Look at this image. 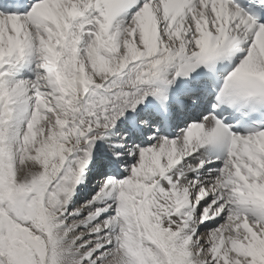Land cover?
<instances>
[{
  "label": "snow or ice",
  "instance_id": "obj_1",
  "mask_svg": "<svg viewBox=\"0 0 264 264\" xmlns=\"http://www.w3.org/2000/svg\"><path fill=\"white\" fill-rule=\"evenodd\" d=\"M0 264H264V0H0Z\"/></svg>",
  "mask_w": 264,
  "mask_h": 264
}]
</instances>
